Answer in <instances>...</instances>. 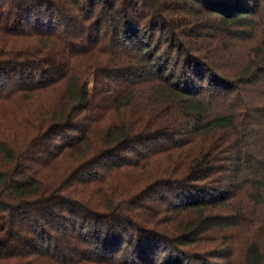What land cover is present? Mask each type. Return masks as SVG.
<instances>
[{
	"label": "trees",
	"instance_id": "obj_1",
	"mask_svg": "<svg viewBox=\"0 0 264 264\" xmlns=\"http://www.w3.org/2000/svg\"><path fill=\"white\" fill-rule=\"evenodd\" d=\"M258 204L264 0H0V264H203Z\"/></svg>",
	"mask_w": 264,
	"mask_h": 264
},
{
	"label": "rangeland",
	"instance_id": "obj_2",
	"mask_svg": "<svg viewBox=\"0 0 264 264\" xmlns=\"http://www.w3.org/2000/svg\"><path fill=\"white\" fill-rule=\"evenodd\" d=\"M195 25H199L201 33H213L210 29L209 18L207 16L193 17ZM199 29V28H197ZM213 35H217L213 33ZM209 37V36H208ZM209 39V38H208ZM206 37L201 40H208ZM232 41V40H230ZM234 41V40H233ZM232 42L231 49L227 47L229 42L222 41V52H225L229 60H223L224 64L236 67L238 62H245L247 56L252 53L250 44L247 41L241 43ZM227 47V48H225ZM243 54L245 58L243 57ZM225 55V54H224ZM233 59V60H231ZM237 59L236 62H232ZM223 61H221L223 63ZM231 61V62H230ZM229 68V67H228ZM246 195L238 196L233 203V207L240 209L247 198ZM243 199V201H241ZM245 200V201H244ZM234 208L232 211H234ZM229 210V208H228ZM226 210L224 213H230ZM237 212V211H235ZM207 239L202 242L199 248L206 252L202 254L204 260L199 263L203 264H245V251L250 243L256 242L260 246V250L264 255V204L247 207L246 210L235 215L228 223L215 227L207 232Z\"/></svg>",
	"mask_w": 264,
	"mask_h": 264
}]
</instances>
